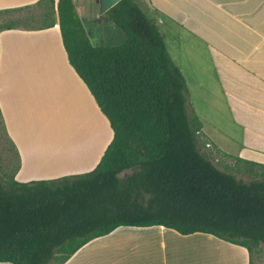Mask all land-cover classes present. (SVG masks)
I'll return each mask as SVG.
<instances>
[{
  "label": "trees",
  "instance_id": "trees-1",
  "mask_svg": "<svg viewBox=\"0 0 264 264\" xmlns=\"http://www.w3.org/2000/svg\"><path fill=\"white\" fill-rule=\"evenodd\" d=\"M55 9L69 63L108 117L113 138L90 171L0 181V262L65 264L120 226L204 232L249 250L264 243V171L253 168L264 164L236 157L263 175L245 182L202 152L210 141L188 110L186 78L136 0L105 12L125 33L119 44H95L73 0H58ZM13 27L0 23V31Z\"/></svg>",
  "mask_w": 264,
  "mask_h": 264
},
{
  "label": "crops",
  "instance_id": "crops-1",
  "mask_svg": "<svg viewBox=\"0 0 264 264\" xmlns=\"http://www.w3.org/2000/svg\"><path fill=\"white\" fill-rule=\"evenodd\" d=\"M53 1L0 0V23L14 24L0 31V116L17 151L13 175L20 182L90 171L113 138L108 117L69 63L55 9L58 0ZM73 2L92 41L118 34L114 23L101 19L105 12L99 0ZM136 2L165 41L161 24L168 30L176 27L180 42L187 33L199 40V58L193 61L199 104L227 106L229 139L239 141L234 151L224 149L230 158L264 164V0ZM43 22L53 25L38 28ZM93 117L104 129L85 136L90 127L85 129L86 121ZM50 118L69 120L71 135L58 140L45 123ZM65 264H253V250L204 232L184 235L160 225L120 226L86 243Z\"/></svg>",
  "mask_w": 264,
  "mask_h": 264
},
{
  "label": "rangeland",
  "instance_id": "rangeland-1",
  "mask_svg": "<svg viewBox=\"0 0 264 264\" xmlns=\"http://www.w3.org/2000/svg\"><path fill=\"white\" fill-rule=\"evenodd\" d=\"M101 10V7H100ZM102 11V10H101ZM102 13V12H101ZM99 12V14H101ZM101 19H107V23H113L107 14L103 13L101 14ZM102 20V21H103ZM2 19H0V22ZM89 26V21L87 19L84 20ZM163 32L166 33L167 38V46L168 50L170 52L171 57L173 58L174 62L179 66L182 67L184 71L183 74L186 76L187 79V86H188V110L189 112H192V109L195 110V112H199L203 116V123H204V129L203 132L207 133L212 138V142L216 145L211 144H205L201 145V150L203 153L207 154L208 157L221 169L228 170L230 173L234 174L238 179H241L245 182H249L254 178H263L262 174L255 175L253 172H249L246 167V163L243 161H238L230 158L225 150L229 149L231 151H234L236 148H238L239 141L237 142L234 140L229 139L228 136V129L230 126V121L228 119L227 115V106L224 104H217L215 105L216 108L210 109L208 105H201L199 104V87L195 84V77L197 74H199L196 71V64L193 61H196V48L195 45L199 43V40L197 41L196 37L191 34H186L185 39H181V42L179 41V32H177V28L173 26L172 30H168L167 25L161 24L160 25ZM167 28V30H165ZM118 28V34L113 35L112 39L107 40H97L93 39L95 44H119L122 43L125 39V33L119 32ZM178 38V39H177ZM190 43H193L192 45ZM188 51L194 52L193 57H189ZM192 59V60H191ZM190 98L192 100V105ZM206 106V107H205ZM208 107V109H207ZM199 114V113H198ZM110 122V121H109ZM45 123H48L49 126H51V132L52 134L58 139L63 140L67 137L69 132V127L67 124L70 123L67 119H46ZM90 124L89 129H87L84 133V135L88 134H94L96 128H101V130L104 129L103 123H97L95 118H90L88 121H86L85 129ZM109 131V130H108ZM236 133L238 131H235ZM60 134V135H59ZM236 136V135H235ZM207 137V136H206ZM210 141V139H208ZM216 146V147H215ZM217 146H221L223 150H220L217 148ZM18 163V156L17 151L9 139V137L6 134L5 128L1 121L0 116V181L6 185L8 179L11 175H13L14 170L17 167ZM257 171H264L263 167L254 166L253 167ZM128 240V239H127ZM137 239H135L133 242H136ZM253 264H264V243H261L258 247H255L253 250Z\"/></svg>",
  "mask_w": 264,
  "mask_h": 264
},
{
  "label": "water",
  "instance_id": "water-1",
  "mask_svg": "<svg viewBox=\"0 0 264 264\" xmlns=\"http://www.w3.org/2000/svg\"><path fill=\"white\" fill-rule=\"evenodd\" d=\"M102 12L108 11L114 5H116L120 0H99Z\"/></svg>",
  "mask_w": 264,
  "mask_h": 264
}]
</instances>
